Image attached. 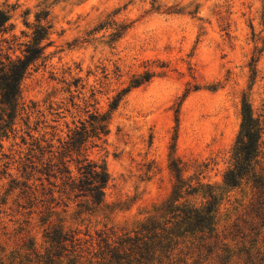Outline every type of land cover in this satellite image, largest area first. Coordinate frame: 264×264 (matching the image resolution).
I'll use <instances>...</instances> for the list:
<instances>
[{
    "label": "rangeland",
    "instance_id": "rangeland-1",
    "mask_svg": "<svg viewBox=\"0 0 264 264\" xmlns=\"http://www.w3.org/2000/svg\"><path fill=\"white\" fill-rule=\"evenodd\" d=\"M0 9L10 15L0 61L20 55L38 15L50 25L12 121L0 104L3 255L43 254L51 224L78 229L94 252L98 233L115 241L164 222L184 183L175 205L215 198L216 238L210 251L183 248L180 264H264V191L223 184L243 106L264 114V0H0ZM92 116L105 118L106 134L64 158L74 178L82 159L109 176L104 203L85 211L82 198L59 199L61 180L45 172Z\"/></svg>",
    "mask_w": 264,
    "mask_h": 264
},
{
    "label": "trees",
    "instance_id": "trees-1",
    "mask_svg": "<svg viewBox=\"0 0 264 264\" xmlns=\"http://www.w3.org/2000/svg\"><path fill=\"white\" fill-rule=\"evenodd\" d=\"M46 16L45 14L36 17L38 23L34 25L29 40L21 44L23 49L19 56L13 59L5 56L4 61H0V104L3 106L1 111L9 121L18 114L22 79L50 43V25L45 21ZM9 21V13L0 9V30H7ZM90 121V129L81 124V127L74 131L58 161L48 164V170L45 172L48 178L61 180L59 185L52 184L57 188L59 199L63 196L82 198L84 201L79 206L85 211H94L104 203V191L109 176L102 166L82 159L79 176L74 178L64 158L72 149L79 151L88 137L95 136L99 139L101 135L106 134L104 117L92 116ZM263 134L264 114L254 117L250 106L245 104L242 109L241 127L231 150V162L223 175L224 185L236 187L242 181L250 182L256 192L263 193L264 173L258 160L262 154ZM175 171L178 172L177 168ZM183 186L184 183H181L174 189L172 202L162 208L163 213L168 214L164 222L150 219L141 224L140 229L133 234L125 233L115 241H111L104 232L98 233L99 244L94 252L83 249L86 241L82 242L77 236L80 233L78 229L65 230L62 225L51 224L44 235L50 245L45 248L43 254L31 248V253L24 257L18 252L5 256L0 247V264H82L84 261L88 264H180L183 248L210 251L214 246V242L210 240L216 238L213 213L215 198L209 193L212 201L202 208L187 204L175 205ZM47 193L51 195L53 191L49 190ZM53 200L51 198V201ZM48 212L49 215L56 214L53 211ZM85 252L88 257L84 256ZM174 254L178 258H175ZM64 259H67L66 262Z\"/></svg>",
    "mask_w": 264,
    "mask_h": 264
}]
</instances>
